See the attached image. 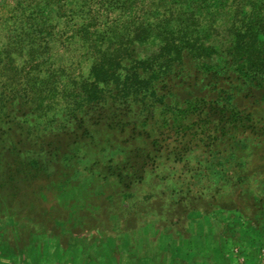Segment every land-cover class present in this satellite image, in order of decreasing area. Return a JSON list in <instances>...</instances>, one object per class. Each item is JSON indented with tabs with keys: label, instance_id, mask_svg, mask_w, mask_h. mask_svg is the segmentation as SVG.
I'll list each match as a JSON object with an SVG mask.
<instances>
[{
	"label": "rangeland",
	"instance_id": "obj_1",
	"mask_svg": "<svg viewBox=\"0 0 264 264\" xmlns=\"http://www.w3.org/2000/svg\"><path fill=\"white\" fill-rule=\"evenodd\" d=\"M17 86L0 78V264H264V147L235 167L210 144L191 148L188 164L153 159L130 116L77 129L55 98L43 117L29 109L37 99L13 97ZM214 92L202 80L192 95ZM245 92L230 104L264 118ZM223 169L243 173L235 196Z\"/></svg>",
	"mask_w": 264,
	"mask_h": 264
},
{
	"label": "trees",
	"instance_id": "obj_2",
	"mask_svg": "<svg viewBox=\"0 0 264 264\" xmlns=\"http://www.w3.org/2000/svg\"><path fill=\"white\" fill-rule=\"evenodd\" d=\"M0 21V78L43 117L53 98L77 129L130 116L153 159L182 164L199 144L228 167L264 147V118L230 104L242 88L264 107V0H0ZM202 80L213 97L192 95ZM222 174L235 196L243 173Z\"/></svg>",
	"mask_w": 264,
	"mask_h": 264
}]
</instances>
